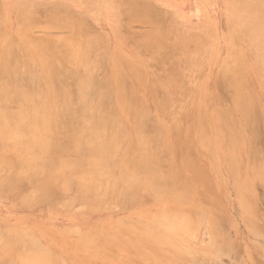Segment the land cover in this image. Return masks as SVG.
Here are the masks:
<instances>
[{
  "label": "bare ground",
  "instance_id": "bare-ground-1",
  "mask_svg": "<svg viewBox=\"0 0 264 264\" xmlns=\"http://www.w3.org/2000/svg\"><path fill=\"white\" fill-rule=\"evenodd\" d=\"M144 1H147V0H144ZM25 5H26L25 3L18 2L17 14H16L15 22H14L15 29H5L3 27L4 8L0 0V194H2L3 197L9 200L12 204L17 205V206H23V205L28 206L30 202L34 200L35 201L38 200V201L47 203L50 207H53L60 200V197L63 195V193H66L68 191L69 192L73 191L74 189V192L78 195V197L81 196L83 199L85 198L87 205L92 207L93 202H94L92 201V196L94 195L96 196V193L99 191L100 182L105 177L109 179V182H105L107 183L106 186L110 184V190L113 192H116V191L126 192L127 191L125 188L126 186H128L131 190L139 192L141 181H142L140 178V173H144L148 177V184L146 186L148 189L152 188V186L154 187L159 186L160 181L162 179L166 180V178L161 179L160 177H158L159 175L157 174V170L159 169L156 168L157 165L155 166L154 164L157 163V160L161 153L163 152L171 153L175 151V148L181 149L184 152V154L187 156V157L185 156L186 159L184 160V162L187 161L188 165L186 163L185 165L187 166L186 168H188L189 166L188 171L191 172V168L193 166L199 167L201 171L202 165L200 163L199 164L201 166L199 164H196L195 166L196 162L195 163L189 162V163H193L194 164L193 166L191 164L189 165L188 163V161L192 159L191 152L193 151L195 155L197 154L193 150V148H196V147L191 146L193 143L188 138H196V141H197L200 138L207 137L208 135L206 136L205 134L207 133L209 129V127L206 126L207 124L212 126L211 127L212 129L213 127L216 129L219 127H225L226 128L225 138L227 137L231 138V136L235 135L236 131H240L238 127L242 123H246L248 124L246 125L247 128L251 130L248 132L249 133L251 132V135L253 137V140L251 141V143L255 144L254 134L258 132L257 128L261 121V117L264 115V110L261 104H259L260 102H259L258 96H256V94L255 95L253 94V92H255L254 89L256 88L257 85L255 86L254 89H250L248 87L246 88L245 86H249L251 84H248V81L243 80V79L241 81L242 73L237 67L229 66V68L221 72L222 74L219 73L221 76L225 78V82L219 81L218 79H214L216 77H209L206 79H202V81L199 84H197V87H192V86H189L187 82L185 81L184 74L183 76L178 75L181 73H177L176 72L177 67L171 66L172 64H170L171 66L170 67L169 64H167L166 62V64L169 66L168 68H171V69L169 71L167 69V71L164 73L156 72L153 78L149 80V78L146 77L147 74L142 72V70L140 69L141 63L139 62L135 63L131 58H127L128 53H126L125 55L126 57L118 56V54L116 55L113 53L114 55L112 57L110 56L111 58L108 57L110 59V60L108 59L109 60L108 61L109 63H107L108 66H106V68L105 67L102 68V70L103 69H108V70L102 74L101 76L102 79L99 77V79L96 80L95 78H97L98 75L95 76L94 72L91 69L93 68V66H95L98 59H93V58H96L97 56L91 54V50L89 49L90 47L88 46L89 41H86L87 36L79 28V26H81L80 24H82L81 18L79 16H76L74 13H72L71 10H68L67 8H59L56 6L53 8V11H52L53 13H51L54 16V18L57 20L59 19L58 21L62 20L60 22L61 24H63V22H66V26L68 25V28H69V25L74 27L75 32L73 33V37L71 40L68 38V44L61 43V42H57L53 44V43L48 42L49 40L43 41L42 39H37L33 37L30 39H26L25 34L28 33L31 27H32V30L37 28V25H36V28L34 27V25L37 24V21L39 24V20H41L43 15L35 14L36 12L34 11H28L31 9L29 8L26 9ZM143 5H145V3ZM238 5L240 6L239 3ZM252 5L254 7V10L255 8L259 10L261 17L259 19L256 18L257 19L255 20L256 23L254 22L255 24H253L254 27L251 30L248 29L247 31L249 33L256 32L260 30L261 27L264 28V21H263L264 20L263 19L264 0H255V3ZM142 7L143 6L139 7V10L137 12L138 14H134V11L133 13L127 11V14H126L127 22H125L124 25L130 21L131 22L134 21V19L135 20L141 19V18H138V17H141L139 11L141 9L146 10L144 9V7L143 8ZM155 9H153L154 12H156ZM244 9H240V10L243 11ZM148 10H149V13L151 12V15L153 16L152 8L151 9L148 8ZM146 12H144V14H146ZM164 13L166 14V12L163 11V14ZM163 14L161 15L162 17H163ZM152 16H148V17L155 18ZM124 17L125 16H123V18ZM54 18H52V20ZM142 18L145 19V22L147 20L146 22L147 24L149 23L151 25V29L148 32L150 33L152 31L155 33V31L153 30L157 28L158 21L156 22L155 20L151 18H147V19L145 17H142ZM170 18L172 17L170 16ZM45 20L47 21L46 18ZM49 20L52 22L51 19ZM251 21L253 22V20ZM145 22L144 24H146ZM160 22L159 24H161ZM40 23L43 24V21H40ZM130 24H129V27H131ZM51 25H53V23ZM75 27H77L78 29L76 30ZM246 28L248 27L245 26L244 29ZM13 30H15L16 32H13ZM117 30H120V29H117ZM149 33H147L146 35L148 39H145L146 36L145 38L143 36L142 39L139 38L140 41H142V43L140 42L142 45L144 42H146V40H149V37L152 38V36H150ZM131 34L132 33L128 35L130 36ZM155 34H153L152 42H154L157 45L159 42L158 40L159 35L155 36ZM143 39H144V42H143ZM262 40H259L260 43L257 45L259 47L264 48V41ZM52 41L54 42V40ZM136 42H137V39H136ZM162 42L163 44L165 43V41H162ZM147 43L148 41L146 42V44ZM167 43H166V46L168 45ZM154 45L152 44V46ZM138 46L140 45L138 44ZM142 47H144V45ZM168 51L170 50L168 49ZM104 52L105 54L109 53L106 51ZM163 54H165V52L162 53L161 56L163 57V60L164 58L166 60V57L163 56ZM256 57L259 58L258 55ZM104 58L105 56L102 57L103 60ZM103 60L101 61L100 59V66ZM137 60H139V58ZM174 61H173V65L175 64ZM189 61L192 62V60H189ZM149 63L147 62V65ZM98 73L100 74V72ZM253 78H255V75ZM259 78H262V77L259 76ZM100 80H102L103 82L102 81H101L102 83L99 82ZM129 81L130 82L132 81L135 84V86L131 87L129 85L128 87L127 82L128 84H130ZM219 82H223V84L225 83L228 87L230 86L233 87L234 90L236 91V98L234 97L231 104H227V102L225 101L223 102L225 103V106L219 104V99H221L222 101L225 100L222 94L223 91L222 90L220 91L216 86V83H219ZM211 84L213 86H211ZM191 85H193V83H191ZM220 87L221 86H219V88ZM194 91H196V94H198L199 103L193 104L191 102H187V103L183 102L184 104L182 105H183V109L185 110V113L180 116H177L178 107L180 105L178 98L180 97V95L184 93L186 96H190L191 94L194 93ZM143 93L150 94L153 97L155 101L153 106H150L149 105L150 103L149 104L146 103L144 99L146 96L143 98ZM152 107H154L156 110L154 111L156 112L155 116L152 115L151 113ZM190 113H192V115H190ZM209 113L213 115V119H211ZM148 119L153 121V124L148 125V121L150 122V120ZM190 121L192 123L191 130L183 126L184 123H188ZM214 121H216L217 123H214ZM242 126L244 127V125ZM243 127H240V128L242 129L244 133ZM235 129L237 130L235 131ZM258 133L260 134V132ZM230 138H228V140ZM161 139H166L164 144H162V142L160 143ZM184 139H187L189 141L187 144L185 143L186 145H183L181 142ZM226 140L227 139H225V143H226ZM208 143H211V142L208 141ZM204 145L205 143L203 144V146ZM234 148L236 149V152H237V148L236 147ZM251 149L253 150V154L258 153V151L256 150V144L254 146L251 145ZM198 154L200 156L202 155L201 153H198ZM195 155H193V157H195ZM177 156L180 157L178 153H177ZM183 156L181 157L182 160H183ZM175 157L176 156H174V159ZM196 160H197V157L190 161H196ZM203 166L206 167L207 165H203ZM229 166L233 167V165L231 164H229ZM247 167L248 166H246V168ZM204 168H203V171H204ZM233 170L234 172H236L235 168ZM193 172L195 173V171ZM167 174L168 173H166V175ZM191 174L192 176L191 177L189 176L190 178L194 176L193 173ZM197 174L199 176L201 172ZM181 175L179 174V176ZM205 176L208 177L209 176L208 173L207 175H203V172H202V175H200L202 179ZM200 177H197V180H198L197 182H201L199 181ZM207 177L205 181L207 179H208L207 181L211 179L209 178L210 176L208 178ZM168 178L169 176L167 175V179ZM181 178L182 177H180V179ZM173 179L177 180L179 178H177L176 176H173ZM169 180L173 181L171 178ZM169 180L168 182H170ZM202 181L204 183V179ZM207 181L204 183V188H205L204 190L209 189V188L207 189L208 187L207 184H210V183L209 182L207 183ZM173 183L174 182H172V184ZM197 184H196V187L198 188L200 183L198 184V186ZM212 187L214 186L212 185L211 188ZM173 188L174 187L170 186V189H173ZM185 188H188V187L185 186ZM105 189L107 188L105 187ZM210 189L208 191H210ZM152 190L154 191L156 189H152ZM183 190H185V192L187 190L189 193L190 189H183ZM212 190L209 193H211ZM129 192L130 191H128V193ZM144 192H145V189H144ZM179 192H181V190ZM185 192L182 191L181 192L182 195L180 196L184 197V195L186 194ZM170 195H172V193H170ZM174 195H172V197ZM127 196L128 195L126 194L125 198H127ZM180 196H175L173 198L171 197L168 199V201L169 200L173 201L172 202L173 204L174 201L176 202L178 198L181 199ZM74 197L75 199H78L76 198L75 195ZM99 198H96V201ZM93 199H95V197ZM116 199H115V202H116ZM162 199H163V196H162ZM206 199L208 200L209 198H206ZM70 200L68 198V201ZM202 200L203 202H207L205 199H202ZM216 200H217L216 201L217 203L220 200V198ZM121 201L122 200H120V202ZM123 201L125 202L126 200L123 199ZM73 202L75 201L73 200L72 204ZM81 202L82 201H80V203ZM188 202H189V206H191V207L188 206V208H191L190 211L187 212L185 210L184 212L183 210V213L186 215V217H187V214H189L186 220L182 222H178L177 220L175 221L166 216V219L163 222L164 232L166 233V231H170L174 240L178 241L179 244L185 246L187 254L191 258V259L189 258V260L193 261V263H196L197 260H201L203 261V263L205 262L206 264V262H209L210 258H213V259H216L217 261L222 262V257L224 255L226 256L225 253H228L231 250H237L233 248L235 246H233V237L231 236V233L229 232L224 233L225 229H223L221 223H219L218 221H215V219L211 217V214L209 213L210 211L208 212L203 207L197 204L196 197L193 192H191L190 200ZM250 203L252 205L253 201L249 202V204ZM59 205L61 204L59 203ZM197 207H200L198 208L199 209L198 213H196ZM241 207L243 210H247V209L248 211L250 210L244 201L241 202ZM252 207L254 208V212L256 213V209L254 205ZM173 210L174 209H172V211ZM248 211H247V216L250 219L251 215ZM178 214L176 213V215ZM184 214L182 215L183 219L185 217ZM257 214L259 215V213H256V215ZM256 215L255 217H260V215L259 216H256ZM174 217L175 215L173 216V218ZM257 220L260 221L261 218ZM247 224H248L250 233L258 237L261 236V238L259 239H262V237L264 236V233L263 231H260L258 229L259 226H256V224L258 223H254L253 220L250 219L249 223ZM225 225L227 226L226 223ZM24 228L25 227L21 225H18V226L14 225L12 227L3 226V225L0 226V264H11L14 261L15 263H17V261L18 260L21 261V259L25 260V262L29 264L34 263V262L37 264H66L70 262V260H73L72 262L76 264H79L81 262H85L86 264V262H88L89 258L91 259V257L101 256L104 258L105 257L104 255H108V251L106 250L107 246L103 245V246H106L105 247L106 253H104L103 252L104 249H102L104 247L101 244L105 243L106 241H110L108 240L109 236L107 237V239L106 237H102V236L98 237L96 235L97 231L96 232L94 231L95 234L92 232V230H94V228L91 230L92 227L88 231H84L83 233H81V234H84L85 237L80 234L81 231L80 232L78 231V226L73 227V231H71V233L74 232L75 230L76 236H79L80 234L81 237H77V239L79 238L78 242L71 241L72 237L70 238V240L66 238L67 241L71 243V247H72L71 252H65L67 249L65 251L62 249L59 251L61 242L58 239L52 240L51 243H46L43 240V237H41L40 234H38L37 232L33 230L34 228L29 229V230L24 229ZM120 228L122 229V225L120 226ZM38 231H41V229H39ZM63 231L65 232V233L63 232L64 234H68L70 230L68 229L67 231L66 230H63ZM75 234L72 233V235H75ZM94 235H96L98 238H101V240H98L96 238L94 239V237H96ZM118 240L115 239L117 243L119 244L120 242L123 243L121 240L120 242ZM113 241H110V242L115 243V245H117V243ZM110 242L108 243V245L111 244ZM112 245L113 244L109 245L108 247H111ZM234 245H237V244H235L234 242ZM253 245L258 246V244H253ZM122 246L126 248L125 245H122ZM237 246L241 248L240 245H237ZM259 247L260 246H258L256 249L260 250ZM28 248L32 249L31 253L34 251L33 254H31L33 257H31L29 253L30 250ZM100 248L102 250V253H101ZM133 248L134 246L131 248V250H133ZM169 249H170V246H169ZM176 249L177 251H179L178 248ZM17 250H21V251L15 252ZM26 250H29V251H26ZM126 250L128 249H125V251ZM153 251L154 250H152V252ZM238 251L239 250H237V252ZM119 252L120 251H118V253ZM27 253L30 256L27 257L28 255ZM130 253L132 252L130 251ZM15 254L18 255L17 257L18 259L15 258L16 257ZM23 254L25 257L23 256ZM116 254L117 253H115V255ZM81 255H83V257H81ZM131 255L132 254H130V257ZM138 255L141 256L140 254H137L136 256L138 258L140 259L144 258V257H139ZM171 255H170V258L173 256ZM116 256L114 257L115 259H117L118 257ZM136 256H134L135 257L134 260L136 259ZM151 257H154V256H151ZM163 257L164 256H161V258L159 257L160 262L161 261L164 262L165 257L164 258ZM166 257L168 256L166 255ZM81 258H83L84 260H81ZM162 258L163 260H161ZM92 259L94 261V258ZM146 259L147 258H145V260ZM156 259L158 260V257ZM138 260L136 259V261ZM145 260L142 262H145ZM171 260L172 259H169V261ZM235 260L234 262L236 263ZM132 261L133 259L128 264L130 263L134 264L136 262L135 261L134 263H132ZM96 262L98 261L96 260ZM100 262L102 264L103 262H105V260H103L102 262L100 259ZM160 262L156 261L155 264L157 263L160 264ZM166 262H167V259H165L164 264H168ZM258 262H260V260ZM215 263L217 264V262ZM227 263L228 262H226V264ZM184 264H187V263H184ZM188 264L190 263L188 262Z\"/></svg>",
  "mask_w": 264,
  "mask_h": 264
},
{
  "label": "rangeland",
  "instance_id": "rangeland-1",
  "mask_svg": "<svg viewBox=\"0 0 264 264\" xmlns=\"http://www.w3.org/2000/svg\"><path fill=\"white\" fill-rule=\"evenodd\" d=\"M230 1L231 0H147V1H144V0H137V1L136 0H133V1L132 0H125V1L124 0H1V3H2L3 8H4V12H3L4 25H3V27L5 29H15L14 28V24H15L14 22H15V18H16V14H17L18 2L25 3L26 9L27 8L31 9L28 11H34V12H36L35 14H42L43 15L41 20H39V24L37 21V24L34 25L35 28L37 25V28L32 30V27H31L30 28L31 31L29 29L28 33L25 34L26 39H30L33 37V38H37V39H42L43 41L49 40L48 42L53 43V44L57 43V42L68 44V38L71 40L73 37V33L75 32L74 27L69 25V28H68V25L66 26V22H63V24H61L60 22L62 20L58 21L59 19L57 20L54 18V16L51 14V13H53L52 12L53 8L56 6L59 8H67L68 10H71L72 13H74L76 16H79L82 20L81 21L82 24H80L81 26H79V28L87 36L86 41H89L88 46L90 47L89 49L91 50V54L97 56L96 58H93V59H98L95 66H93V68L91 69L94 72L95 76L98 75L97 78H95L96 80L99 79V77L102 79V77H101L102 74L108 70V69L102 70V68H104V67L106 68V66H108L107 63H109L108 62L110 60L109 58H111L114 54H116V55L118 54V56L126 57L125 55H126V53H128L127 58H131L135 63H138V62L141 63L140 69L142 70V72L147 74L146 77L149 78V80H151L153 78V76L155 75L156 72L164 73L167 71V69L169 71L171 68H168V67L170 66V64H172L171 66L177 67L178 70L176 69V72L181 73L178 75L183 76V74H184L185 75V81L187 82V84L189 86H192V87H197V84H199L202 81V79H206L209 77H216L214 79H218L219 81L225 82V78L220 75V74H222L221 72L224 71L225 69L229 68V66L230 67H237L242 73L241 74V81L243 79V80L248 81V84H251L249 86H245L246 88L248 87L250 89H254L255 86L257 85L256 88L254 89V91L256 93L253 92V94L254 95L256 94V96H258V99L260 102L259 104H261V106L263 107V110H264V101H263L264 100V97H263L264 96V81H263L264 80V69H263L264 68V60H263L264 59V51H263L264 48L259 47L257 45L260 43L259 40H262V38H263L262 41H264V35H263L264 34L263 29L264 28L261 27L260 30H258L256 32H251L252 34L247 32L248 29L251 30L254 27L253 24L256 23L255 20L259 19L261 17V14L257 8H255V10H254V7L252 4L255 3V0H252V1L251 0H232L231 2ZM244 1H246V2H244ZM243 2L246 5H244ZM248 2H249V4H248ZM139 3H140V5H139ZM144 3H145V5H143ZM238 3L240 4V6L238 5ZM149 5H151V6H149ZM140 6H143L144 9H146V10H143V9L140 10V11L143 10L142 11L143 13L139 11L141 17H138V18H141V19H136V20L134 19V21H132V22L130 21L124 25V23L127 22V20H126L127 11H129L131 13H133V11H134V14H138L137 12H138ZM119 7L120 8L123 7V8L120 9ZM137 7H138V9H137ZM244 7H245V9H244ZM148 8L149 9L152 8V10L156 8L155 10H156V12L158 10V12L156 13V12H154V10L153 11L150 10V11H152V14H153V16H152L151 12L149 13ZM240 9H244V10L242 11ZM163 11L166 12V14L165 13L163 14ZM144 12H146V14H144ZM154 13H156V14H154ZM168 13H170V14H168ZM244 13H245V15H244ZM46 14H48V15H46ZM162 14H163V17L161 16ZM246 14L248 17L246 16ZM116 16H117V18H116ZM123 16H125V17L123 18ZM148 16H152L155 18H151ZM170 16L172 18H170ZM142 17H145L146 19L151 18V19L155 20L156 22L158 21L157 22V24H158L157 28L155 30H153V29L152 30L155 31V33L156 32L157 33L161 32V33L155 34L152 31H151L152 33L151 32L149 33L148 31H150L151 25L149 23L147 24L146 23L147 20L145 22V19ZM45 18L47 19V21L45 20ZM52 18H54V19L52 20ZM49 19H51L52 22ZM263 19H264V17H263ZM244 20L246 21V23ZM251 20H253V22ZM40 21H43V24H41ZM144 22L146 24H144ZM159 22L161 24H159ZM52 23H53V25H51ZM130 23H132V24H130ZM55 24H56V26H55ZM127 24H128V26H127ZM129 24L131 25V27H129ZM164 25H166V26H164ZM245 26H247L248 28L244 29ZM75 29L77 30L78 28L75 27ZM117 29H120V30H117ZM13 32H16V31L13 30ZM124 32H125V34H124ZM130 33H132V34L129 36L128 34H130ZM147 33H149V35L152 36V38H153V34H155V36L159 35L158 36L159 46H158V44L156 45L154 42H152V38L148 36L149 40L150 39L151 40L150 41L146 40V42L148 41V43L146 44V42H144V39H143L144 47H142L143 45L141 44L142 41H140V39H142L143 36L145 38ZM127 35L131 38H129ZM165 35H166V37H165ZM160 36H162V37H160ZM250 36H252V37H250ZM134 38H135V40H134ZM136 39H137V42H136ZM145 39H148L147 36ZM52 40H54V42ZM105 40H106V42H105ZM126 40H128V41H126ZM162 41H165V43H164L165 45L163 44ZM98 42L100 44H102L103 46L100 45ZM161 43H162V45H161ZM166 43L170 47L168 45L166 46ZM138 44L140 46H138ZM152 44L153 45L155 44V45L152 46ZM173 44L174 45L176 44V45L174 46ZM147 45H148V47H147ZM149 46H151L152 48ZM168 49L170 51H168ZM158 50H159V52H158ZM104 51L109 52V53L105 54ZM155 52H156V54H155ZM164 52H165V54H167V55L163 54V56L166 57V60H165V58L163 60V57L161 56L162 53H164ZM258 52H259V54H258ZM157 54H159V55H157ZM257 55L259 56L260 59L256 57ZM260 55H262V56H260ZM104 56H105V58L103 60L102 57H104ZM130 56H132V57H130ZM154 57H156V58H154ZM99 58L101 59V61L103 60V62L105 64L103 62H101L102 64L100 66V59ZM138 58H139V60H137ZM189 60H192V62ZM173 61L176 65L175 64L173 65ZM257 61L260 64H258ZM147 62L148 63L150 62V63L147 65ZM166 62H167V64H169V66L166 64ZM225 62H226V64H225ZM235 63H237V64H235ZM250 63H252V64H250ZM158 67H159V69H158ZM144 70H146V71H144ZM98 72H100V74ZM244 72H246V73H244ZM195 74H197V75H195ZM198 74H199V76H198ZM254 75H255V78H253ZM259 76L262 78H259ZM101 81L102 80H100L99 82H101ZM131 82L129 81L130 84H128V82H127L128 87H129V85L131 87L135 86V84L133 82H132L133 83L132 84ZM223 82L216 83V86L220 91L221 90L223 91L222 94H223L224 99H225L223 101L221 99H219V104L225 106V103H223L224 101L227 102V104H231L234 97L236 98V91L234 90L233 87H231V86L228 87L225 83L223 84ZM191 83H193V85H191ZM212 84H211V86H213ZM219 86H221V87L219 88ZM226 86H227V88H226ZM252 86H254V87H252ZM262 97H263V99H262ZM143 98L145 99L147 104L150 103L149 105L153 106L155 101L150 94L143 93ZM261 99H262L263 103H262ZM178 100H179L180 105L187 103V102H191L193 104L199 103V98H198V94H196V91H194V93L191 94L190 96H186L183 93L180 95ZM180 105L178 107L179 113L177 112V116H180V115L185 113V110L183 109V105L182 106H180ZM154 111H156V110L154 107H152L151 113H152V115L155 116L156 112H154ZM190 115H192V113H190ZM210 117H211V119H213L212 114H210ZM263 119H264V115L261 117V121H260L259 126L257 128L258 132H260V134L258 132L255 133L257 135L254 134V136H255L254 142L256 144V150L258 151L257 154H255V153L253 154V150L251 149V145L254 146L255 144L251 143V141L253 140V137L251 135V132L250 133L248 132V131H251L246 126L248 124L242 123L238 127L240 131H236L238 128L235 129L236 132H235V135L231 136L232 139L230 137L225 138V136H226V134H225L226 128L225 127H219L217 129L213 127V129H212L211 128L212 126L207 124L206 126L209 127L207 133H205L206 136L208 135L207 137L200 138L197 141H196V138H188L194 144L193 145L191 143L192 144L191 146L196 147V148H193V150L195 151V153H197L196 154L197 156H196L193 153V151L191 152V156H192L191 158L192 159H190V160H193L196 157H197V160L196 161H190L189 160L188 163L189 162H193V163L196 162L195 166H196V164H199V163L202 166L207 165L206 167L205 166L202 167L199 164L202 168L201 171H200L199 167H194L193 163H189V165L191 164L194 168L193 167L191 168V172L188 171L189 166H188V168H186L187 166L185 165V163L187 164V161L184 162V160L186 159L187 156L184 154V152L181 149L175 148V151H173L171 153L170 152L169 153L168 152L161 153L159 155L157 163L154 164L155 166L157 165L156 168L159 169V170H157V174L159 175L158 177H160L161 179L166 178V180L162 179L160 181L159 186H155V187L152 186V188L148 189L146 187L148 184V177L144 173H140V178L142 181H141L139 192L131 190L128 186H126L125 187L127 190L126 192L125 191H116L117 192L116 193V192H113L110 190V184H108L106 186L107 183H105V182H109V179L105 177L100 182L99 191L96 193V196L95 195L92 196V201H94L92 207L87 205L85 198L83 199L81 196L78 197V195L74 192V189H73V191H70V192L68 191L66 193H63V195L60 197V200L53 207H50L47 203L42 202V201H38V200H36V201L34 200V201L30 202V204L28 206H24V205L23 206H17V205L12 204L9 200H7L5 197H3L2 194H0V226L3 225V226H11L12 227L14 225H17V226L21 225V226L25 227L24 229H27V230L34 228L33 230L35 232H37L38 234H40L46 243H51L52 240L58 239L61 242L59 251L61 249L65 251L67 249L65 252H71L72 251L71 243H69L66 238H68L70 240V238L72 237L71 241L78 242L79 238L77 239V237H81V235L84 236V234H81V233H83L84 231H88L91 227H92L91 230L94 228V230H92V232L94 234L97 231L96 235L98 237L102 236V237H106V239H107V237L109 236L108 240H110V241L114 240L113 242H116L115 239L116 240L119 239L118 240L119 242L121 240L124 243L123 244L120 242V244H119L116 242L117 245H119V246H117V245H115V243H111L110 241H106L105 243H103L101 245L102 246L106 245L107 247L103 246L104 248H102V247L101 248L104 249L103 252L106 253L105 252V247H106V250L108 251V255H104L105 256L104 258L101 256L100 257L99 256L98 257H96V256L91 257V259L94 258V261H93V259L91 260L89 258V260H88V262H86V264H101L100 259L102 262H103V260H105V262H106V263L103 262L102 264H104V263L105 264H107V263H109V264H128L132 259H133L132 263H134L136 261V259L137 260L139 259L134 264H142V263L143 264H155L156 261L160 262L159 257L161 258V256H164L165 259H167L166 263H168V264L170 262H171L170 264H174V263L175 264H178V263L179 264L180 263L181 264H184V263L188 264V262L190 264H196V263L197 264H205V262L203 263V261H201V260H197V262L195 261L196 263H193V261L189 260L190 256L187 254L185 246L179 244L178 241L174 240L170 231H166V233H165L164 228H163V222L166 219V216L175 220V221L177 220L178 222H182V221L186 220V218L189 215V214H187V212L190 211V209H191V208H188V206H189L188 201L190 200L191 192H193L195 194L197 204L199 206L203 207L208 212L210 211L209 213L211 214V217L213 219H215V221H218L219 223H221L223 229H225L224 233H227V232L231 233V236L233 237V246L236 247V248L235 247H233V248L239 250L238 252H237V250H231L230 252L225 253L226 256L224 255L222 257L223 263L221 261H217L216 259L210 258L209 262H206V264L207 263L208 264H216L215 262H217V264H226V262H228L227 264H231V263L232 264H261V263H263L264 264V236L262 235L263 236L262 239H259V238H261V236L258 237V236H255L254 234L250 233L249 227L247 224V223H249V220L252 219L254 223L259 224V225L256 224V226H259V227L261 226L260 228L258 227V229L260 231H263V233H264V222H263L264 221V215H263L264 214V192H263L264 191V120ZM148 120H150V119H148ZM216 121H214V123H217ZM149 124H153V121H151V120H150V122L148 121V125ZM242 125H244V127L247 130ZM183 126L190 129V130L192 129L191 121L188 123H184ZM240 127H243L244 133ZM257 129H256V131H257ZM223 131H225V132H223ZM221 132H223V133H221ZM238 132H240L242 136ZM217 138H218V140H217ZM228 138H230V139L228 140ZM225 139H227L226 143H225ZM235 139H237V140H235ZM165 140L166 139H161L160 143L162 142V144H164ZM233 140H235L236 143ZM208 141L211 143H208ZM231 141H233L234 144ZM181 142L183 145H186L189 141L187 139H184ZM204 143H205V145L203 146ZM230 143H232V144H230ZM206 144H207V146H206ZM222 146H224V147H222ZM234 147L237 148V152H236V149ZM177 153L180 157L177 156ZM198 153H201L202 155L200 156ZM181 155L182 156L184 155L183 160L181 158L182 157ZM193 155H195V157H193ZM174 156H176L177 158L175 157V159H174ZM250 156H251V158H250ZM198 158H200V159H198ZM201 160H203V161H201ZM206 161H207V163H206ZM166 164H168V165H166ZM229 164L233 165V167L229 166ZM211 166H212V168H211ZM246 166H248V167L246 168ZM175 167H177V168H175ZM196 168H198V169H196ZM203 168H204V171H203ZM234 168L236 169V172H234V170H233ZM231 170L233 171V173ZM184 171H185V173H184ZM193 171H195V173ZM239 171L240 172L242 171V172L240 173ZM200 172H201L200 175H202V172H203V175H207V173H208V175L210 176V177L209 176L208 177L211 178L210 179L211 182H210V180L207 181L208 179L206 180L207 183L208 182L210 183V184H207L208 185L207 189L208 188L210 189L212 185L215 187V188L212 187L210 189V191H211L214 188L211 193H209L210 192V191H208L209 189L204 190L205 189L204 183L206 182L205 179L207 176H205L203 178L204 179V183H203V181H202L203 179L200 177V175L198 176V174H197ZM166 173H168L167 174L169 176L168 179H167ZM191 173H193V175H194L193 177H195V178H193V177L190 178L192 176ZM179 174L180 175L183 174L184 176L183 175L179 176ZM173 176H176L179 179L174 180ZM196 176L200 177L199 181H201V182H197L198 180H197ZM180 177H182V178L180 179ZM170 178L173 181H170L169 180ZM188 179H189V181H188ZM168 180L170 182H168ZM183 181H185V182H183ZM172 182H174V183L172 184ZM193 182H194V184H193ZM196 182L198 184L200 183L198 188L196 187V184H197ZM249 182H251V183H249ZM198 184H197V186H198ZM168 186H169V188H168ZM170 186L174 187L173 188L174 190L170 189ZM185 186L188 188H185ZM105 187L107 189H105ZM205 187H206V185H205ZM182 188L183 189H190L189 193L187 190L185 192V190H183ZM144 189H145V192H144ZM152 189H156V190L153 191ZM180 190H181V192L182 191L185 192L188 196L185 193H184L185 195L183 194L184 197L180 196V195H182L181 192H179ZM128 191H130V192L128 193ZM200 191H202V192H200ZM178 192H179V194H178ZM131 193H132V195H131ZM165 193H166V195H165ZM170 193H172V195H174V193H175V195L173 197H175V196L181 197V199L178 198L176 200V202L174 201L173 204L175 206L172 204L173 201H170V200H169L170 202L168 201V199L172 197V195H170ZM97 194H99V195H97ZM126 194L128 195L127 198H125ZM74 195L78 199H75ZM98 196L99 197L101 196L100 198L102 200ZM162 196H163V199H162ZM72 197H73V199H72ZM94 197H95V199H93ZM166 197H168V198H166ZM217 197H219L220 200L216 203V201H217L216 199H219ZM68 198H69V200L71 198V200L72 201L74 200L75 202H73V204H72V201L71 200L68 201ZM96 198H99V199H97V201H96ZM206 198H209L208 199L209 202ZM115 199H116V202H115ZM123 199L126 201L124 202ZM202 199H205L207 202H203ZM120 200H122L123 202L122 201L120 202ZM174 200H175V198H174ZM61 201H63V202H61ZM80 201H82V202L80 203ZM223 201L225 202V204ZM242 201H244L246 203V205L250 209L249 211H248V209L247 210L242 209V207H241ZM252 201L254 204L253 203H252V205H251V203L249 204V202H252ZM59 203L61 205H59ZM206 204H207V206H206ZM58 205H59V207H58ZM81 205H83L85 207H83ZM253 205L256 209V213H259L260 217H255L256 213L254 212V208L252 207ZM189 207H191V206H189ZM198 208H200V207L196 208V213L199 212ZM226 208H228V209H226ZM258 208H259V210H258ZM172 209H174V210L172 211ZM183 210H184V212H185V210L187 211L186 212L187 217L183 213ZM247 211L251 215L250 219L247 216ZM176 213L177 214L179 213V214L176 215ZM183 214L185 215L184 219L182 217ZM174 215H175V217H174L175 219L173 218ZM259 215L257 214L256 216H259ZM222 217H223V219H222ZM256 218L257 219L261 218V220L259 221ZM229 219L231 222L229 221ZM224 221L227 224V226L225 225ZM260 223H261V225H260ZM230 224H231V226H230ZM121 225H122V229L120 228ZM75 226L76 227L78 226V231L79 232L81 231L80 232L81 235L79 234V236H76L75 230H74V232H72L75 235H72L71 231H73V227H75ZM95 226H97V227H95ZM36 227H37V229H36ZM71 227H72V229H71ZM39 229H41V231H38ZM59 229H61V230H59ZM68 229L70 230L69 233L64 234L65 232L63 230L67 231ZM232 232H234V233H232ZM76 233H77V231H76ZM261 234H262V232H261ZM77 235H78V233H77ZM96 235H94V236H96ZM97 236L94 237V239L96 238L98 240H101V238H98ZM109 242L111 244H113L114 246L112 245L111 247H108L109 245H111V244L108 245ZM234 242H235V244L240 245L241 248H239L237 245H234ZM237 242H239V243H237ZM151 243H152V245H151ZM121 244L125 245L126 248L124 246H122ZM153 244H154V246H153ZM253 244H258V246H260L259 247L260 250L256 249L258 246L257 245L254 246ZM132 245L134 246L133 250H131V248L133 247ZM169 246H170V249H169ZM123 247L125 249H128L129 251L128 250L125 251V249ZM101 248H100V250H101ZM176 248H178L179 251H177ZM21 250H17L15 252H18ZM29 250H30V252H29L30 255L33 254L34 251L31 253L32 249H29ZM29 250H26V251H29ZM152 250H154V251L152 252ZM118 251H120L121 253L120 252L118 253ZM130 251L132 253H130ZM113 252L117 253L116 255L118 257ZM135 252L137 254L141 255V256L138 255L139 257H144V258H141V259L138 258L136 256L137 254ZM231 252H232V254H231ZM22 253H23V251H22ZM101 253H102V250H101ZM129 253L132 254L131 255L132 259H131ZM163 253H164V255H163ZM15 255H16V257H15ZM15 255H14V257L17 258L18 255L17 254H15ZM25 255H26V253H25ZM30 255L28 254L27 257ZM166 255L169 258L166 257ZM170 255L172 256L171 258H170ZM23 256H24V254H23ZM23 256H21V257H23ZM115 256L117 257V259L114 258ZM134 256H136L135 260H134V258H135ZM151 256H154V257H151ZM237 256H238V258H237ZM31 257H33V256L31 255ZM81 257H83V255H81ZM157 257H158V260L156 259ZM178 257H179V259H178ZM145 258H147L146 260H148V259L149 260L146 261ZM152 258H154V259H152ZM163 258L161 260H163ZM17 259H15V260H17ZM95 259L98 262H96ZM112 259H113V261H112ZM165 259H164V262H165ZM169 259H172V260L169 261ZM224 259H225V261H224ZM81 260H84V259L81 258ZM144 260H145V262H142ZM234 260L236 261V263L234 262ZM259 260H260V262H258ZM72 261L73 260H70V262H68V263L69 264H76ZM180 261H182V262H180ZM162 262L163 261H161L160 264H162ZM164 262H163V264H164ZM13 263L14 264H19V263L20 264H29V263L25 262V260H23V259H21V261L18 260L17 263H15V261H14ZM13 263H11V264H13ZM68 263H66V264H68ZM30 264H37V263L34 262V263H30ZM79 264H85V262H81ZM157 264H159V263H157Z\"/></svg>",
  "mask_w": 264,
  "mask_h": 264
}]
</instances>
